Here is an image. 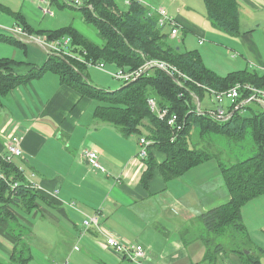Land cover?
I'll return each mask as SVG.
<instances>
[{
	"label": "crops",
	"instance_id": "1",
	"mask_svg": "<svg viewBox=\"0 0 264 264\" xmlns=\"http://www.w3.org/2000/svg\"><path fill=\"white\" fill-rule=\"evenodd\" d=\"M143 1L158 4L162 0ZM187 1L170 0L167 11L199 40L210 36L221 39L222 43L215 45L234 56L229 60L224 55L218 68L264 71V37L257 35L264 29V0H238L241 35L234 38L208 24L207 18L203 23L193 19ZM53 6L61 5L49 0H0V36L13 38L7 30L22 26L20 21H24L35 31L30 33L22 26L32 38L47 40V32L70 26L57 21L55 12L50 11ZM22 44L25 49L40 47L35 41ZM0 59L9 58L0 53ZM18 63L14 67L17 75L40 67L27 63L29 68L24 71L20 67L25 65L23 61ZM97 106L98 102L62 84L59 75L51 71L1 97L0 156L7 155L9 139L21 138L23 155L12 164L26 182L44 190L37 191L32 210L7 205L16 219L0 221V264H217L218 258L223 264H243L235 254L211 257L207 247L213 243L206 238L213 235L201 221L202 215L231 200L217 160L168 182L156 168L144 184L148 159L140 160L138 149L139 139L146 134L125 136L115 126L100 122L95 115ZM84 150L98 152L101 169L84 158ZM150 154L157 166L167 159L157 148ZM96 213L100 230L91 227L84 233L83 221ZM246 215L259 224L257 231L264 237V196L242 208L248 253L264 264V243H255L250 237ZM231 232L236 239L240 237L239 232ZM18 235H22L21 241ZM106 238L142 248L146 257L133 262L107 246ZM217 248L222 250V246Z\"/></svg>",
	"mask_w": 264,
	"mask_h": 264
},
{
	"label": "trees",
	"instance_id": "2",
	"mask_svg": "<svg viewBox=\"0 0 264 264\" xmlns=\"http://www.w3.org/2000/svg\"><path fill=\"white\" fill-rule=\"evenodd\" d=\"M49 1L52 4L59 3L61 8L70 7L69 4L78 7L86 22L92 25L104 40V46H96L71 26L47 32L48 39H54L50 41L70 37L77 50L86 51L87 60L91 57L92 60L103 62L110 67L116 65V69L119 67L127 71H135L150 59H162L177 67L193 81L218 92L228 91L237 84L264 89L262 71L243 69L220 76L206 66L199 51L183 52L180 46L172 44V41L178 38L170 36L169 25L165 27L159 25V16L150 14L151 9L143 0H128L130 3H126L125 11L118 8L116 0ZM75 1L79 3L76 4ZM203 2L206 17L215 29L233 38L241 35L238 0H203ZM20 22L30 33L35 32L24 21ZM166 27L169 28L168 33L163 30ZM182 31L183 34L186 33L183 29L180 33ZM0 42L18 48L24 47L14 38L0 36ZM19 64L12 59H0V99L20 84L40 78L48 71L58 74L62 84L98 102L95 115L100 122L115 126L125 136L145 133L147 139L154 142L149 150L148 170L143 177L144 184H147L156 168L168 182L183 177L190 170L216 159L231 200L202 215L201 221L212 235L224 236L233 230L241 233L246 242L242 208L250 201L264 196V109L262 107H257L259 110H253L252 106L247 107L246 110L252 113L249 117L246 116L247 112L244 114L238 112L227 122H216L207 115L190 112L188 102L192 98L191 93L204 100L207 94L205 90L197 87L193 82L183 83L180 80L184 84L181 87L175 78L156 68L146 71L133 83H123L120 89L112 92L89 82V77L85 73L87 66L61 56L48 54L42 66L33 67L25 75H17L14 72V67ZM153 97L160 107L168 108L171 113L185 119V129L178 134L174 142L171 141L174 131L166 122L159 120L149 107L148 100ZM192 130H198L202 138L215 134L237 140L243 139L249 133L256 144L257 152L246 160L224 164L218 155H212L198 147H191ZM153 148L159 149L167 156L166 161L160 166L151 159L150 151ZM0 172L9 181L6 183L0 179V221L7 219L14 222L16 218L6 209L7 205L15 204L24 207L26 211L32 210L38 193L27 188L22 172L12 163L5 162L3 156H0ZM13 183H18L19 186L11 189L10 185ZM21 237L22 235L17 236L18 241L22 240ZM248 251L247 254L243 251L236 253L248 262L260 264V261L250 256Z\"/></svg>",
	"mask_w": 264,
	"mask_h": 264
},
{
	"label": "rangeland",
	"instance_id": "3",
	"mask_svg": "<svg viewBox=\"0 0 264 264\" xmlns=\"http://www.w3.org/2000/svg\"><path fill=\"white\" fill-rule=\"evenodd\" d=\"M127 1L128 0H116L118 8L125 11L127 9V7H126ZM168 2H170V0H162L158 4H154L151 1L146 2V3L149 5L150 9H154V7L155 8L156 7H163L164 9L168 10L167 7L171 6L170 3H168ZM187 3L190 7L189 8L190 10L187 11L189 13V15L192 16L193 19H197L196 21L203 23L204 20H206L205 18H207L203 0H188ZM69 5H70V7H64V8H61L62 6H60V8L53 6L50 9V11L55 12L57 21L59 20L65 25H70V26L78 29V30L75 29L78 34H81L84 38L90 39L96 46H100V47L104 46V43H105L104 40L98 35L97 30L92 25H90L86 22L85 17L79 11V8L72 5V4H69ZM47 8H49V7L47 6ZM58 10H61V11H58ZM207 22H208V24H210L209 21H207ZM163 30L165 33L169 32V28H167V27L164 28ZM255 31H257V30H255ZM204 32H206V31H204ZM257 35L264 37V29L259 30ZM211 37H214V36H210V37L199 40V38L197 36H195L193 34H189L187 32L183 34V31H182L181 33L179 32V34L176 37H173V38H178V39L172 41V44L180 46L182 48L183 52H185V51H199L200 54L204 57L203 60H205L204 62L208 68L215 71L220 76H225L228 73L232 72L231 71V69H233L232 66H228V68L230 70L229 69L225 70L226 68H218L217 62L220 61V59H223L224 55L227 56L228 59L230 60L234 56V54H231L229 51L226 52L225 49L221 48L220 46L215 45L218 43H222V42H220L221 41L220 38H211ZM41 39L44 40L43 38H41ZM46 39L49 41L54 40V39H48V38H46ZM66 39H69L68 44L65 47V51L68 54L75 56V57L80 56L81 60L90 61L91 63H97L96 61L92 60L91 57L89 60H87L86 59V51L80 50V49L77 50L74 47L70 37L60 39V41L63 42V40H66ZM183 40H184V42H181ZM200 41H203L202 45H200ZM0 47L5 48V49H1L0 53L3 55H7V57L9 59L15 60V58H13V57H18V59H20V60L17 59L16 61H18V62L23 61V63L25 65H22L20 67H22V70H24V71L29 68L28 66H26L27 63L31 64V65H36L35 63H37L38 64L37 66H42L47 59L46 58L47 52L44 51L45 49H43L41 47H36L34 45H29L27 49H25V47H20L22 49L16 48V47L13 48V47H9V46L2 45V44H0ZM15 51H16V54H15ZM72 56L64 55V56H62V58L73 60L77 63L82 64V66H87V65L83 64L82 62L77 61ZM149 61H152L155 63H167V64H169L166 60H162V59H150ZM169 65H171V64H169ZM115 66L114 67L113 66H111V67L107 66V69L109 71L115 72L117 70V69H115ZM145 66H146V64H144L142 67L144 68ZM171 66H173V65H171ZM173 67H175V66H173ZM175 68L178 69L177 67H175ZM118 70H123V71L128 72L126 69H121L119 67H118ZM85 73L89 77V82L98 88L107 89V90H110L113 92V91L120 89L123 86V83H121L119 81L117 82L115 79L112 78L111 75H109L105 72L99 71L95 68H89L88 67V69L85 71ZM202 101H203L202 102L203 109H207V107H209L212 109V111L216 110V105L213 104L212 102H210L207 94H206L205 99ZM95 104L97 105V103H95ZM188 105H189L190 111H194L196 109V103L193 100V98H191L190 102H188ZM250 106H252V108H254L253 110H259V109H257V107L260 108V105L256 104V103L250 104L247 107H250ZM246 108L243 110V112H241V114H244V112L245 113L247 112L246 116L249 117L252 115V113H250L251 111L248 112L246 110ZM190 145L192 148L198 147L199 149L210 152L212 155H214V154L218 155L220 160L224 164L235 163L237 161L246 160V159L254 156L257 152L256 144L254 143V141H253L252 137L249 135V133H247L243 139L237 140L235 138H228V137L223 136V135H215V134L206 135L204 138H202L200 136V133L198 130H192L191 134H190ZM246 219L248 221L247 227H248V232H249L250 237L253 239V241L255 243H259L261 241H263V243H264V237H261L259 232L257 231L258 228L260 227L259 224L253 222L252 220H248L247 215H246ZM234 234L231 232L230 234H227L224 236L213 235L210 238H206L207 240H210L211 243H213V244L207 243V247H208V250L210 252V256L216 257L219 255V253L223 254L224 256L228 255V257H230L232 254L239 256L236 253L237 251H243L244 253L247 254L248 248L250 247V244L247 243L248 240L245 242V238L240 235L241 233H239L240 237H238V239H236V236ZM205 235L206 234H204V237H205ZM246 237L248 238V235H246ZM218 246H222L221 251H217ZM231 252H233V253H231ZM241 260L243 261L242 262L243 264H253L251 262H248L245 259H241ZM218 261H219V258L217 259L216 263L217 264H223V263H221V261H219V263H218Z\"/></svg>",
	"mask_w": 264,
	"mask_h": 264
},
{
	"label": "built area",
	"instance_id": "4",
	"mask_svg": "<svg viewBox=\"0 0 264 264\" xmlns=\"http://www.w3.org/2000/svg\"><path fill=\"white\" fill-rule=\"evenodd\" d=\"M45 3H47V0H43ZM76 4H78V1H75ZM130 1H127V4H129ZM150 14H157L159 16V25L162 27H165L169 25L171 28V34L170 36L176 37L180 30L182 29V25L180 22L171 17L166 9L163 7H154V9H151ZM8 34L13 37L14 39L20 41V42H32L35 41L37 44L40 45L41 48L45 49V51L52 55L57 56H72L68 54L65 51V47L68 44L69 39L60 41H48V40H42V39H35L32 38V36L27 32V30L20 26L16 25L13 28H10L7 30ZM203 41H200V44H202ZM77 61L82 62L83 64L87 65L89 68H95L99 71L105 72L112 76L113 79L116 81L122 82V83H130L135 80H137L143 73H145L147 70L157 68L171 77L175 78L177 80V83L183 87L186 82H193L197 87L203 89L208 94V98L210 102L216 105V110L212 111L211 108L207 107V109H203L202 107V100L191 93V96L193 100L196 103V109L194 111L197 115H207L209 119H212L216 122H227L230 119L234 117V115L238 112H243V110L250 104H259L260 107L264 109V89H258L251 85H242L237 84L228 91L225 92H218L216 90H213L211 88H207L202 86V84L197 83L193 81L191 78L180 72L175 67L167 64V63H155L152 61H147L145 64L146 66L143 68L141 67L138 70L135 71H123V70H116L115 72L109 71L107 69V66L102 62L97 63H91L90 61L81 60L80 56H72ZM264 72V71H263ZM180 80L183 81V83L180 82ZM183 97V96H181ZM149 107L151 111L158 117L159 120L166 122L167 126L171 128L174 131V134L172 135L171 141L174 142L180 132H182L185 129V119L181 118L177 114L171 113L170 109L168 108H162L159 106L158 102L154 98H150L148 100ZM22 139L18 137H12L7 142V155L3 156V160L7 163H12L13 159L22 157L23 155V149H22ZM154 144L153 141L147 139L146 137H141L139 139V145L140 149L138 152V158L142 161H145L149 157V150L150 147ZM84 158L95 168L101 169V163H100V155L98 152L94 150H84L83 152ZM0 179L4 182H9L6 179V176L3 175L0 172ZM19 186L18 183H13L10 185L11 189H15ZM26 186L29 189H32L33 191L37 192L40 190H44L42 186L34 185L32 182L27 181ZM83 229L84 233L88 232L91 227H96L100 230V220H99V214L96 213L92 216L87 217L83 221ZM106 244L107 246L113 248L115 251L121 253L125 256V258H128L129 260L133 262H139L143 260L146 257V254L142 248L135 247V246H128L127 244L119 243L113 238H106Z\"/></svg>",
	"mask_w": 264,
	"mask_h": 264
},
{
	"label": "water",
	"instance_id": "5",
	"mask_svg": "<svg viewBox=\"0 0 264 264\" xmlns=\"http://www.w3.org/2000/svg\"><path fill=\"white\" fill-rule=\"evenodd\" d=\"M147 71H148V70H147ZM135 81H136V80H135ZM133 82H134V81H133ZM133 82H132V83H133Z\"/></svg>",
	"mask_w": 264,
	"mask_h": 264
}]
</instances>
